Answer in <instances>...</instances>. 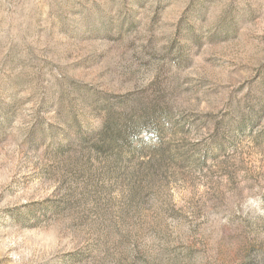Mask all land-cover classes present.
Listing matches in <instances>:
<instances>
[{"label":"rangeland","instance_id":"374dc122","mask_svg":"<svg viewBox=\"0 0 264 264\" xmlns=\"http://www.w3.org/2000/svg\"><path fill=\"white\" fill-rule=\"evenodd\" d=\"M0 264H264V0H0Z\"/></svg>","mask_w":264,"mask_h":264}]
</instances>
